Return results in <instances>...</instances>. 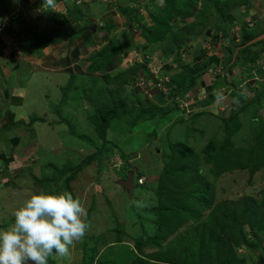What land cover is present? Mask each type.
Listing matches in <instances>:
<instances>
[{"label":"crops","instance_id":"obj_1","mask_svg":"<svg viewBox=\"0 0 264 264\" xmlns=\"http://www.w3.org/2000/svg\"><path fill=\"white\" fill-rule=\"evenodd\" d=\"M168 1L180 9L186 0H115L113 4L81 0L79 5L70 0H56L54 11L44 4V0H0V229L14 223V212L32 194L55 191L53 185L57 183H53L52 177H45L47 181H44L32 170L36 169L46 132L51 129L50 132L55 133V129L65 126L63 106H58L63 101L62 89L70 79L74 85L86 81L89 85L92 80H100L105 75L113 77L135 64H143L145 69L138 73L135 82L143 78L145 83L135 87L134 82L131 88L142 100H147L144 101L147 104L155 98L157 100L158 94L167 96L172 92L175 88L173 77L181 72L182 67H201L215 58L217 63L185 94L174 99L181 100L180 105L191 104L188 106L190 110L187 107L179 108L180 111L193 113L196 99L211 97L214 100L213 97L223 94L227 87L229 91L235 89L242 74L237 78L232 73L241 65L240 60L230 68L225 65L234 51L232 45L236 46L240 41L247 20L255 23L253 28L259 25L260 13L253 9V0H249L250 5L239 7L225 16L228 22L219 25L215 20L213 29L207 27L208 20L205 25H198L195 30L198 42L193 44L191 39L177 51L170 49L168 35L173 37L176 33H184L182 28L199 22L203 0H194L196 6L185 20L167 14ZM92 27L94 30L89 29ZM151 30H159V35L164 32L166 42L147 43L144 32ZM101 57L105 58L102 65L91 70L94 61H101ZM252 65L245 66L251 68ZM152 67L158 71L157 76L150 73ZM218 81L222 82L221 88L215 94L214 85ZM158 84L169 89L167 94ZM54 139L56 136L53 142ZM64 182L63 179L62 187H65ZM94 186L96 190L97 186ZM116 191L114 195H117ZM94 211L97 210L93 206L87 213V223L89 214ZM99 213L103 215L102 210ZM110 230L113 228L109 227L105 232ZM107 243L111 244L107 241L93 254L80 258L81 261L89 259L95 263L102 259ZM81 261L75 262L72 254L62 258L54 253L48 258V264H78Z\"/></svg>","mask_w":264,"mask_h":264},{"label":"rangeland","instance_id":"obj_2","mask_svg":"<svg viewBox=\"0 0 264 264\" xmlns=\"http://www.w3.org/2000/svg\"><path fill=\"white\" fill-rule=\"evenodd\" d=\"M263 8L264 0H253V9L258 10L260 16L259 25L251 32L252 35L259 34L264 30V21L260 20ZM215 18L213 15L207 21L208 28L215 27ZM192 39L193 44H196L198 42L196 40L199 38L195 39L194 36ZM232 48L233 52L238 49L233 45ZM244 48L241 46V49ZM248 50L253 51L249 55L257 56L252 67L246 71L247 66L240 65L235 67L232 73L233 77L237 78L242 74V78L238 84H235V88H244L248 81L255 82L253 86L250 83V91L245 89L247 94L241 93L243 97L232 98L230 94V102L225 104L217 101L224 93L213 97L214 100L211 97H200L196 99L198 103L195 102L193 105L196 106L195 111L187 115L180 111V102L176 101L175 106L177 107L166 118L139 122L132 128L124 121H119L110 126L104 139L101 138L99 132L97 133L98 130L95 131L94 125L89 122V117L94 115L95 109L86 96L99 97L98 93L95 94L96 89L104 87L106 90H114L119 83L108 84L105 80H95L89 85V81H86L85 84L78 82L71 87L69 98H73L67 100L66 103L61 100L58 106V108L63 106V116L68 124L55 129V133L50 132L51 129L46 132L47 135L42 141L36 161V169L33 168L32 173L38 178H43L44 181H47L45 177H52L53 183L57 184L53 185L55 191L50 194L69 191L74 198L81 200L87 213L91 212L93 206L97 210L92 212L93 216L92 213L89 214L90 227L85 237L81 241L74 242V245L70 247V255L72 254V259L75 262L81 261L80 258L84 255L93 254L92 252L98 250L102 244L110 241L111 244L108 242L104 248L106 254L102 259L96 260L95 263L84 259L78 264L90 262V264H132L133 262L137 263L135 262L137 258L143 264H165L149 260L152 254L161 252L159 249L140 246L139 251L134 240L140 237L146 238L157 232L155 221L157 220V207L160 205L157 194L162 184L161 170L168 162L172 150L178 149L186 153L183 156L184 160L186 162L192 160L190 162L200 168V175L209 178L210 183H213L212 205L223 201L235 202L247 196L255 198L264 189V166L253 175L251 180L249 171L243 170L241 167L229 169L226 173L219 175L217 179H213V175L209 172L213 163L206 160V157L207 159L209 157L220 162L221 160L216 154L220 151L223 158L221 149L228 143L239 152L244 151V153H254V150L256 151L259 146L256 134L258 128L261 127L259 112L264 109V93L258 100L254 102L253 100L256 91L264 86V76L257 75V61L264 53V41L255 46L251 45ZM249 71L251 74L248 75ZM220 83L222 82L218 81L214 85L215 94L219 93L217 89L221 88ZM132 90L131 85L126 84L119 86L116 92L119 93V96H125L132 94ZM225 90L229 91V87ZM138 96L140 95L138 94ZM52 101L55 102V98ZM147 104L159 107L170 106L169 102L163 104L158 98L148 101ZM188 108L190 110L191 107ZM231 116L239 127L235 133H232V136L226 132L230 128L228 124ZM152 132H155L154 135ZM54 136L57 139H54L53 142ZM42 138L43 136L40 139L42 140ZM214 140L220 146H217V151H210V147L213 148ZM102 144H104L106 152L100 157L97 151L103 146ZM208 147L209 150H207ZM93 154L98 157L88 161L87 165L76 174V178L69 183V189L62 187L63 179H68ZM122 157H126V159ZM130 171L133 172L134 178L132 198L116 183L119 179H125L127 172ZM138 179H142L141 185H137ZM166 183L170 184V181ZM88 185L89 188H87ZM94 185L97 186L96 190H94ZM100 188L102 189L100 190ZM168 190L176 191V186L168 187ZM115 191L117 195H114ZM100 210L103 215L99 213ZM109 227L113 230L105 232ZM190 231L192 235L197 232V230ZM200 231L202 235L208 236L209 234L206 226L203 230L200 228ZM244 231L249 232L246 225H244ZM159 237L163 238L162 235ZM172 238L173 235L168 236L169 240ZM248 238L251 241V246H254L255 249L238 247L234 249V253L224 258L225 263L264 264V232L258 239L249 236ZM175 241H179L176 236L168 246H173ZM75 262L73 264H76ZM51 263L53 262L51 261Z\"/></svg>","mask_w":264,"mask_h":264},{"label":"trees","instance_id":"obj_3","mask_svg":"<svg viewBox=\"0 0 264 264\" xmlns=\"http://www.w3.org/2000/svg\"><path fill=\"white\" fill-rule=\"evenodd\" d=\"M166 5L168 6L166 11H169L167 14L174 17L179 16L182 20H185L192 14L196 3L194 0H186L184 6L180 9L174 6L175 3L173 4L169 1ZM248 5H250L249 0H203L199 10V22L197 20V23L192 26L190 25L182 28L181 30L184 31L185 34L183 32L176 33L173 37L168 35L170 49L177 51L179 48L186 45L192 37L196 35L195 30L198 28V25H205V21L209 20L212 15L216 17V22L220 25L222 22H228L225 16L231 15L232 12L239 7ZM247 30L248 28L245 26L242 28L240 41L236 44L239 50L235 54L234 60L233 54L235 52L232 53L225 67L230 68L234 66L237 62L236 60H240L239 64L245 66L248 63H253L256 59L257 56H252L253 54L249 55L250 52L248 49L251 45L248 47L246 46L244 49H241V46L245 45L256 36L264 34V30L256 35L251 34L255 28ZM144 37L147 43L150 44L166 42L164 32L161 31L159 35V30H151V32L146 31L144 32ZM258 43L253 45L255 46ZM165 52L167 53V51ZM103 59L105 58L101 57V61H94L91 70H96L98 64L102 65ZM216 63L217 59L211 58L201 67H182L181 72L173 77L175 88L172 92L167 96L158 94L161 103H170V106L167 107L146 104V101L139 98L137 92L134 90H132V94L125 96H119V93L116 92L119 86L121 87L126 84L132 85L135 82L138 73L145 69L143 64H135L122 74H118L112 78L105 75L101 77L100 80H105L108 84L117 82L119 85L116 86L114 90H106L104 87L96 89L95 94L98 93L99 97L92 96L90 98L86 96L95 109L94 115L89 117V122L94 125L95 131L98 130L97 133L99 132L101 138L104 139L110 126L119 121H124L132 128L139 122L153 121L156 118L164 119L177 107L175 106L176 102L174 99L179 95L185 94L187 90L196 83L199 77ZM248 69L250 68H246V71ZM249 74H251L250 71L248 72V75ZM257 75L260 77L264 76V71L257 70ZM92 81L94 82L95 80ZM245 84L244 88L240 87V89L235 90L233 88L231 97L238 99L243 97L241 93H243V95L247 94V90L245 89L247 88L249 90L250 87L253 86L254 81L251 86L250 81ZM72 86H74L73 79H70L62 89L64 103L71 99L69 98V92ZM263 93L264 86L259 91H256L253 102L258 100ZM107 96L108 99L106 100ZM104 100L106 101L104 102ZM260 119L261 127L258 128V133L256 134L259 140V146L256 151L254 150V153L239 152V150L233 148L227 141L228 144L222 146L221 149L223 158L220 155V151L216 154V156L220 158V162L209 157L207 159L206 157L207 161L213 163L212 168L209 170V172H211L210 174L213 175V179H217L219 175L226 173L229 169L241 167V169H247L249 171V179L251 180L253 175L264 166V121L261 117ZM63 123L66 125L68 124L66 120H64ZM228 126L230 128H228L226 132L229 133L230 136L239 128L238 123L234 121L232 116L230 117ZM102 145L103 146L97 151L100 157L106 152L104 144ZM217 146L219 147L220 145L214 140L213 148L211 146L210 151H217ZM209 147L207 150H209ZM239 153H243L244 156ZM185 154L186 153L182 150H172L168 162L163 166L161 170L163 175V177H161L162 184L157 194L160 205L157 207L156 211L157 220L155 221V226L156 229H158L157 232L151 236H147L146 238L140 237L134 240L137 249L140 251V246H142V248L150 247L159 249L161 252L152 254L149 260H156L165 264H227L224 262V258L234 253V249L238 247H252L255 249L254 246H251V241L248 236L258 239L260 234L264 232V189L261 190L255 198L247 196L235 202L223 201L212 205V198L214 196L213 183H210L209 178L200 175V168L198 166L195 167L191 163L192 160H190L191 162H186L184 160L183 156H185ZM97 157V155L93 154L88 160L84 161L82 165L65 180V188L69 189V182L87 165L88 161ZM122 158L126 159V157ZM214 163L218 164L215 165ZM128 173L129 172H127V174ZM168 181H170V184L166 183ZM175 186L176 191L171 192L168 190V187ZM205 212H207V215H205ZM244 225L247 226L249 230L248 233L244 231ZM205 226L208 228V236H205V234L202 235L200 231V228L203 230ZM190 230H197V232L192 235ZM159 235H162L163 238L159 237ZM169 235H173V238L174 236L179 238V241H175L173 246H168L169 242L173 239L169 240ZM135 262L137 263L133 262L132 264H143L138 258Z\"/></svg>","mask_w":264,"mask_h":264},{"label":"clouds","instance_id":"obj_4","mask_svg":"<svg viewBox=\"0 0 264 264\" xmlns=\"http://www.w3.org/2000/svg\"><path fill=\"white\" fill-rule=\"evenodd\" d=\"M44 4L53 11L57 7L56 0H44ZM232 91L224 90L221 102L229 99ZM137 184L141 185L142 179ZM14 217V223L0 229V264H48L54 253L68 257L70 247L81 241L90 227L81 200L69 191L34 193Z\"/></svg>","mask_w":264,"mask_h":264},{"label":"built area","instance_id":"obj_5","mask_svg":"<svg viewBox=\"0 0 264 264\" xmlns=\"http://www.w3.org/2000/svg\"><path fill=\"white\" fill-rule=\"evenodd\" d=\"M72 3H74V4H76V5H79L80 3H81V0H70ZM101 1H103V2H108V3H111V4H113L114 2H115V0H101ZM44 8V7H43ZM260 20L263 22L264 21V12H263V14L261 15V17H260ZM254 22H252L251 20H247V28L248 29H253V27H254ZM257 69L258 70H262V71H264V53L262 54V56H261V59H259L258 61H257ZM150 73H152L154 76H157V73H158V71H156V70H154V68L152 67L150 70ZM253 73L255 72V71H252ZM209 73H211V71H209ZM164 79V81H166L167 82V79L166 78H163ZM144 83H145V80L143 79V78H140L138 81H136L135 82V84H134V86L135 87H141V86H143L144 85ZM159 85V87H160V90L164 93V94H167V92L169 91V89L166 87V86H164V85H161V84H158ZM175 101H181V100H175ZM188 106H191V104H187V103H185V104H182V105H180L179 107H181V108H187ZM180 108V109H181ZM182 110V109H181ZM139 182H141V181H139Z\"/></svg>","mask_w":264,"mask_h":264},{"label":"water","instance_id":"obj_6","mask_svg":"<svg viewBox=\"0 0 264 264\" xmlns=\"http://www.w3.org/2000/svg\"><path fill=\"white\" fill-rule=\"evenodd\" d=\"M90 30H94V27L89 28ZM264 41V34L258 35L255 38H253L252 40H250L249 42H247V44L243 45L242 48L246 47V46H250L253 44H256L258 42ZM233 59H235V56L233 57ZM229 99L226 98V100H224L222 102V104L227 103ZM261 115H262V119L264 121V110L261 111ZM117 184L123 189V190H127L129 195L131 196L133 189H134V183H133V173L129 172L126 176L125 179H119Z\"/></svg>","mask_w":264,"mask_h":264},{"label":"flooded vegetation","instance_id":"obj_7","mask_svg":"<svg viewBox=\"0 0 264 264\" xmlns=\"http://www.w3.org/2000/svg\"><path fill=\"white\" fill-rule=\"evenodd\" d=\"M261 113V111L259 112V115H260V117L262 118V115L260 114ZM263 120V119H262ZM125 191H127V190H125Z\"/></svg>","mask_w":264,"mask_h":264}]
</instances>
